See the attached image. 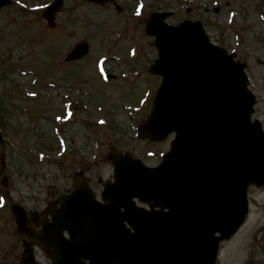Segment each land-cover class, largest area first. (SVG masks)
Listing matches in <instances>:
<instances>
[{
  "label": "rangeland",
  "instance_id": "1",
  "mask_svg": "<svg viewBox=\"0 0 264 264\" xmlns=\"http://www.w3.org/2000/svg\"><path fill=\"white\" fill-rule=\"evenodd\" d=\"M12 1L11 6L0 10V63L7 64L0 69V112L6 141L5 145L0 144V205L4 206L3 215L10 219L0 238V264H21L24 253L30 251L25 246L26 239L17 233L13 204L35 210L41 216L44 207L72 188L78 175L89 178L99 195L103 185L113 180L110 153H131L154 167L169 151L172 137L151 142L136 136L138 124L148 117L153 103L139 117L134 103L142 96L145 82H151L155 89L160 84L150 71L157 58L153 39L140 33L141 26L145 29L143 18L152 12L172 10L176 2H182L192 7L187 17L202 21L214 43L248 54L243 58L238 55V59L248 65L249 89L257 99L253 119H258L264 128V66L257 64L258 59L264 60V0L256 3L254 13L247 6L242 18L238 17L237 6L228 0H117L123 7L121 13L111 3L99 6L84 0H65L54 28L43 17L44 7L54 0ZM16 2L25 3L24 7ZM195 6L199 9L194 10ZM229 12L236 13L232 23H228ZM176 19L168 23L176 25ZM241 23L245 29L239 34L236 26ZM120 33L122 38L117 36ZM83 41L91 46L89 55L65 69L70 76L53 78L54 59L63 61L64 55ZM135 48L136 57L143 60L141 69H135L137 66L131 61ZM122 49L126 51L124 55ZM104 57L108 58L105 65ZM35 71L44 77L35 79ZM132 71L142 72L143 80L136 86L127 79ZM107 72L118 78L107 83L102 80ZM25 73L32 76H23ZM73 73L79 82L91 79L89 86L79 85L85 91L66 85V78H72ZM43 82L57 83L51 90L48 86L41 88ZM28 93H37L38 97L30 99ZM68 93L75 101L73 105L80 109L75 112L76 119L60 130L70 143L69 148L60 149L55 144L62 139L57 138L53 124L58 118L65 121L71 115L60 105L62 96ZM78 120L86 128L82 134L79 123H75ZM53 145L54 150L50 151ZM59 152L63 155L59 156ZM4 178L7 186L2 184ZM249 199L250 216L238 234L222 245L217 264H264V188H250Z\"/></svg>",
  "mask_w": 264,
  "mask_h": 264
},
{
  "label": "water",
  "instance_id": "2",
  "mask_svg": "<svg viewBox=\"0 0 264 264\" xmlns=\"http://www.w3.org/2000/svg\"><path fill=\"white\" fill-rule=\"evenodd\" d=\"M61 7L59 0L46 13L51 24ZM157 19L152 18L150 30ZM156 33L160 60L153 71L163 83L140 136L159 140L175 132L172 151L154 170L113 153L116 175L125 182L121 191L105 193L106 205H99L85 183L77 185L73 195L62 199L65 211L45 226L43 238L17 210L21 233L51 248L56 262L62 255L52 236L69 211L63 229L79 219L73 226L75 241L61 250L70 259L81 256L91 264H214L219 243L245 221L248 187L264 185V132L259 121H251L255 99L247 90L243 66L212 46L198 24ZM79 47L83 51L76 49L68 60L88 52L86 45ZM83 196L89 199L76 201ZM134 197L168 212L138 210ZM120 207L124 215L117 213ZM125 219L136 235L124 232Z\"/></svg>",
  "mask_w": 264,
  "mask_h": 264
}]
</instances>
